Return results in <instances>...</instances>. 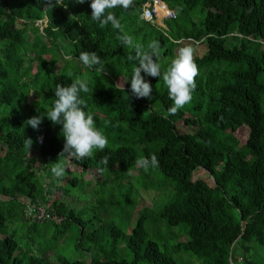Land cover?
Here are the masks:
<instances>
[{"label": "trees", "instance_id": "trees-1", "mask_svg": "<svg viewBox=\"0 0 264 264\" xmlns=\"http://www.w3.org/2000/svg\"><path fill=\"white\" fill-rule=\"evenodd\" d=\"M7 1L0 0V264H55L51 259L59 264H179L173 254L181 251L202 258L203 264H263L251 249L264 247V0H162L176 15L168 18L174 22L171 32L140 18L143 4L152 0H134L127 10H110L123 31L92 20L91 0L83 4L65 0L67 7L53 8L42 0H14L5 7ZM197 7L203 14L199 23L190 20ZM163 9L159 5V13ZM45 18V26L38 30L35 24ZM124 34L145 51L150 42L158 41L167 57L173 56L175 45L205 44V52L193 55L199 75L189 104L169 114L173 101L165 86L152 98L159 101L163 113L154 111L152 105L144 111L131 95L130 79L139 61L134 58L135 48L119 39ZM59 38L71 42L70 54H56ZM83 51H95L105 70L116 55L124 56L121 83L128 81L124 89L116 81L95 86L91 76H77L85 67L78 60ZM78 78L89 87L87 93H80L84 110L93 115L96 127L108 139L105 150L84 159L60 155L65 142L62 125L46 117L39 130L21 128L25 117L15 107L21 103L24 110L38 99L26 116L44 113L54 104L57 85L69 86ZM156 78L148 76L149 82ZM3 106H10V111ZM96 112L114 117H104L102 124ZM181 121L193 130L180 132L177 124ZM41 136L42 143L38 141ZM26 138L34 142L29 149ZM153 154L158 167L145 170L137 165L138 159ZM104 157H108L107 165L101 163ZM60 161L67 175L81 173L80 178L68 176L72 185L85 178L96 181L103 170L111 171L109 176L129 179L149 178L156 171L171 180L177 197L158 214L168 228L179 226L174 243L161 247L147 237L145 225L154 219V209L136 207L129 194L123 202L136 214L130 233L111 219L86 229V221L60 199L70 186L57 184L58 179L49 174L51 165ZM197 168L207 177L197 176ZM55 191L59 195L51 200ZM28 203L45 205L50 218L27 217ZM69 217L80 225L75 250L90 253L89 260L55 253L50 259L46 252L52 246L26 251L19 243L22 238L15 237V229L7 225L8 220L20 218L31 232L36 223L50 220L55 225L53 239L63 240ZM123 239L130 259L114 254Z\"/></svg>", "mask_w": 264, "mask_h": 264}, {"label": "rangeland", "instance_id": "rangeland-1", "mask_svg": "<svg viewBox=\"0 0 264 264\" xmlns=\"http://www.w3.org/2000/svg\"><path fill=\"white\" fill-rule=\"evenodd\" d=\"M13 3L14 0H8L5 7H7L8 4L13 5ZM202 15L203 14H200V8L197 7L191 13L190 20L195 21V23H199V19L202 17ZM162 16L163 13H159L158 17L154 20V23L163 27L166 31L171 32L170 26L173 27L174 22L171 19H166L164 22H162L163 21ZM179 22L183 23V20L180 19ZM45 23H46V18L43 21H38L35 25H37L38 30H41L45 26ZM29 26H31V24H29ZM31 37L32 35L30 34L29 39H31ZM55 41L57 43V46H59L58 50L56 51L57 55L59 54V56H64L66 54H70V50H71L70 41L64 40L65 41L64 42L61 38L56 39ZM184 43L185 46H190L193 48V55H200L206 50L205 44L196 45L195 43L193 44L192 42H184ZM175 46L177 47L175 49L173 56L171 57L176 58L178 55V50L180 48V45H175ZM164 49H165L164 46L160 47L161 55L158 61L161 65L162 73L167 70V68L171 64V61L175 59L164 56L163 55ZM44 56H46V54H44L43 57ZM80 64L81 67H84L82 63ZM108 64H112V66L109 67V69L105 70L106 68L104 64L103 71L84 67V69L80 70L77 76L81 75V78H86L87 76H91L95 86H105L112 83L113 81H116L119 85L123 84L121 82L123 78V72L126 69V67L124 66L125 57L121 55H116L111 61L108 62ZM58 66L59 64H56V68ZM71 67L72 65H69V68ZM141 75L144 77L145 81L149 82L148 75H146L143 71L141 72ZM149 83L152 86L151 99L148 98L138 99L136 97L135 98L141 103V106L144 109V111H148L149 105H152V109L154 111L163 113V108L159 104V101L158 100L152 101V98L155 95H157L158 92L166 85L164 84L163 79L162 78L160 79L159 77H157L153 82H149ZM37 101L38 99L31 101L29 103V106L24 108V110H23V104L21 103L15 104L16 109H19L20 112L25 117L21 124L22 125L21 128L26 127L24 122L27 119H29L26 116V114L29 112V109L32 108V106H35L37 104ZM38 106L40 107V104H38ZM9 109L10 106H6L3 108L4 111H10ZM47 111L48 110H46L44 113H46ZM96 113L100 117L102 124L104 123V117L108 118V120L114 117V115L112 114H109L106 117L104 116L105 115L104 113H100V112H96ZM177 129L180 132L193 130L192 128L186 127V125H184L182 121L177 124ZM55 165H61L65 167V163L63 161L57 162ZM53 166L51 165L52 168ZM110 172L111 171L103 170L102 174H97L96 181H88V179L85 178V180L84 179L79 180L77 185H72L66 180L68 176H77L78 178H80L81 173L77 171H75V173L71 175H67V173L65 172V175L63 177H56L52 173V170H50L49 174L54 176V178L58 179L57 184H63L66 187L70 186L67 194L61 197L60 199L63 201V203L65 204L68 210L73 209V213L75 214V216H80L81 219H84V221H86L85 223L87 225L86 229L88 228L92 229V227H98L105 220L111 219L115 222L116 225L120 226L124 232L130 233V231L132 230V226L135 222L134 216L136 214L132 212V210L134 211L133 207H130L129 205L123 202V200H125L126 197L125 195L129 194V196L133 197L136 207L141 205L142 207L145 206L154 209L153 211L154 219L148 220L146 222L147 224L145 225L147 237L155 240L161 247L166 245L167 248H169L170 245L174 243L175 238L179 234V226L172 227L171 229L168 228L165 221L159 218L158 210L165 203L177 197V191L175 189L173 182L168 178H166L165 176H163L162 174L157 173L156 171H153L152 176L149 178L134 177L132 179H129L128 177L125 178L119 177L118 174L109 176ZM131 172L134 173L133 171ZM195 173L197 174V176L204 178L207 177L205 171L200 168H197L195 170ZM58 195L59 192L55 191L52 194H50L49 198L51 200L56 199ZM90 218H92V223L91 220H89ZM21 221L22 220H20V218L19 219L14 218L8 220L7 225L10 227L9 228L10 230L11 228L15 229L16 231L14 235L15 237L22 238V240H20L19 243L24 250L27 251L28 249L33 250L36 247L45 248L47 246H52L53 248L51 250H47L46 252L47 256L50 259L55 258L53 256V253H55L56 255H62L67 258L89 260L86 258L87 257L89 258L90 253L84 252L82 250H75V243L77 241L78 230L80 225L76 223V221L72 217H69L68 220L69 222L67 224L68 231L63 236L64 237L63 240L53 239L52 234L55 229V225L53 224V221L47 220L41 223H36L35 228L31 230V232H28L27 230L28 224H23ZM173 231H175L177 234L174 235ZM2 236L3 234H0V237ZM183 236L186 238V235ZM36 249L39 250L38 248ZM109 251L110 249H108L106 252L109 253ZM251 251L254 253L255 259H257L258 261H262V263L264 264V247L259 245H253ZM114 254L118 255V258L122 256L127 259L131 258L130 252H128L126 249V242L124 239L119 241ZM97 255L103 256L102 253H99ZM235 256L236 257L238 256V260L241 261V257L238 254L237 250H235ZM173 257L178 261L179 264H203L202 258H199L198 256L192 255L191 253L185 251L174 253ZM51 260L55 264H59L57 259H51Z\"/></svg>", "mask_w": 264, "mask_h": 264}, {"label": "clouds", "instance_id": "clouds-1", "mask_svg": "<svg viewBox=\"0 0 264 264\" xmlns=\"http://www.w3.org/2000/svg\"><path fill=\"white\" fill-rule=\"evenodd\" d=\"M42 2L51 8L60 5L67 7L65 0H42ZM75 2L83 4L85 0H75ZM133 4L134 0H91V19L99 22L101 27L110 23L112 27L123 31L119 20L110 10L117 7L127 10ZM119 39H121L125 46L135 48L136 56L134 58L139 61L130 79L132 96L138 99H151L152 86L141 75L143 71L148 76L163 79L168 89L169 98L173 101V106L168 110L169 114H175L192 101V93L196 88V77L199 75L198 66L193 58L192 47L185 46L179 48L177 57L171 61L170 66L162 73L161 65L158 62L161 55L158 41L150 42L148 50L145 51L140 45H134L133 38L127 34L120 36ZM65 58L71 59V57ZM129 59H133V57H129ZM78 60L86 68L101 71L104 69L102 59L95 51L81 52ZM127 82L125 81V83ZM88 91L87 82L81 79L73 81L69 86L57 85L54 93L56 99L52 108L44 114L32 116L24 124L31 126L34 130H39L46 116L53 124L62 125L61 134L65 142L60 155L68 153L76 159L91 158L95 151L106 149L108 139L96 127L93 115L84 110L86 103L80 98V93H87ZM38 141L42 143L43 137H38ZM25 144L29 149L33 144L32 139L26 138ZM101 163L107 165L108 157H104ZM136 163L145 170L159 166V161L154 154L150 158H140ZM52 173L56 177H63L65 175V168L61 165H55L52 168Z\"/></svg>", "mask_w": 264, "mask_h": 264}, {"label": "built area", "instance_id": "built-area-1", "mask_svg": "<svg viewBox=\"0 0 264 264\" xmlns=\"http://www.w3.org/2000/svg\"><path fill=\"white\" fill-rule=\"evenodd\" d=\"M159 5H162L164 8L162 20L175 18L176 15L174 11L169 9L161 0H152L150 2L144 3L141 17L147 21H154L159 15ZM25 215L36 221H42L50 218V213L46 210V206L40 203H28L25 207Z\"/></svg>", "mask_w": 264, "mask_h": 264}]
</instances>
